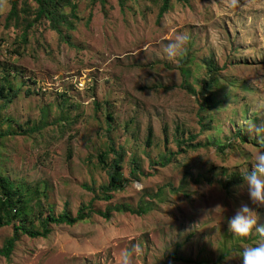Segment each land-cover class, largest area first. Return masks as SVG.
I'll return each instance as SVG.
<instances>
[{
    "label": "rangeland",
    "instance_id": "rangeland-1",
    "mask_svg": "<svg viewBox=\"0 0 264 264\" xmlns=\"http://www.w3.org/2000/svg\"><path fill=\"white\" fill-rule=\"evenodd\" d=\"M74 2L77 17L65 9L72 28L62 25L60 35L44 20L27 42L23 21L34 17L36 2L18 1V22L7 20L10 0L0 7V88L16 94L7 108L0 101V133L16 134L0 140V178L23 191L33 229L48 208L57 215L67 204L74 216L92 200L83 186L107 183L96 156L108 137L123 147L127 181L110 200L91 202L85 221L51 225L46 237L20 236L0 264H120L122 250L134 245L142 251L132 264H241L238 254L258 237L255 229L233 235L228 221L247 203L264 225V208L234 187L242 181L227 182L250 171L253 154L264 151V132L249 130L264 129V0L233 8L225 0H172L161 18L160 0ZM178 34L190 39L169 59L164 49ZM204 59L218 69L209 110L201 109L199 94ZM181 135L205 146L180 150ZM139 201L151 206L98 215L107 205ZM12 233V226L0 228V249Z\"/></svg>",
    "mask_w": 264,
    "mask_h": 264
},
{
    "label": "trees",
    "instance_id": "trees-1",
    "mask_svg": "<svg viewBox=\"0 0 264 264\" xmlns=\"http://www.w3.org/2000/svg\"><path fill=\"white\" fill-rule=\"evenodd\" d=\"M19 0H10L11 9L7 16V20H13V22H18V10L17 3ZM37 4V9L34 11V17L29 20V18H25V28L23 32V39L27 42L28 32L31 30L37 23L41 21H48L51 29L57 31L60 35H63L62 29L60 28L62 25L72 28L73 23L69 20V15L66 13L65 9L67 7L70 8V16L77 17L75 12L77 10V3L74 0H34ZM123 5L125 0H119ZM161 7L159 10V18L163 17L169 10L170 3L172 0H160ZM182 1V0H178ZM213 60L204 59V64L206 66L207 79L201 81L199 94L201 96V109L209 110L212 107V89L215 85V73L218 71L217 67H215ZM187 88V87H186ZM12 89L5 87L0 88V101H6L3 108H7L13 98L15 97V93H12ZM107 121L109 124L113 121V117L108 114ZM111 126H109L108 133H110ZM16 134L6 132L0 133V140L14 136ZM183 135L178 136L175 140L176 146L181 150L182 147L186 148H195L197 146L202 147L205 145L197 144L191 145L194 137L188 136L187 140L182 138ZM108 145L107 149L101 152L96 156L97 163L101 168H103L107 175V183L98 187L97 189L94 187L83 186V189L92 195V200L90 203L81 204L79 209L76 211V214L72 216L68 211V205L64 204L62 211L54 215L51 208H48V214L43 216V214L37 216L38 227L37 229H33L31 226L26 224L25 220V208H26V200L23 191L20 188L11 182L8 178L3 177L0 178V228L6 226H12L13 233L10 238H8L3 246L0 249V257H4L8 259L13 251L15 243L19 240L20 236H27L29 238H39L46 237L50 233L51 225H69L72 226L78 222L85 221L88 219L92 213L91 202L94 200H110L111 193H114L118 190H121L125 183L126 179L123 178L122 175V162L125 156V152L123 147H115L114 142L111 138H107ZM152 140V132L151 129H148L146 136V146H151ZM190 143V144H189ZM183 152H186V149H183ZM172 153H168L166 156H161L160 164L161 166H165L170 162V156ZM111 156V157H110ZM130 170L129 174L135 176L139 171V167L137 161L135 159H131L130 161ZM231 179L227 182V187L231 185L238 184L242 181L239 175L230 174ZM238 180V181H237ZM147 205V206H146ZM151 204L149 202L143 203L139 201L136 206L131 205L130 203H118L115 205H107L103 212L98 213L99 216L107 219L111 216L113 211H122V212H130L134 214L144 213L147 207H150ZM21 216L23 218H21ZM18 220L17 224H14V221ZM185 262H192L189 258H179ZM201 261H196V263H200Z\"/></svg>",
    "mask_w": 264,
    "mask_h": 264
},
{
    "label": "clouds",
    "instance_id": "clouds-1",
    "mask_svg": "<svg viewBox=\"0 0 264 264\" xmlns=\"http://www.w3.org/2000/svg\"><path fill=\"white\" fill-rule=\"evenodd\" d=\"M6 3V0H0V7ZM239 0H225L226 7H236ZM190 37L187 34H178L168 42L164 51L169 59H175L184 49ZM249 130H255L257 134L264 132V129H255L252 125ZM251 170L241 172L242 183L234 186L238 190H247L251 204L256 208H264V151H258L253 154L251 161ZM220 206V205H219ZM223 207V206H221ZM258 219L255 210L247 203H241L236 209L234 216L228 221L229 231L238 237H248L253 229L258 237L254 246L245 247L238 254L241 264H264V225H258ZM138 245L131 249L122 250L120 254V264H132L134 255L141 253ZM235 256H225V259H231Z\"/></svg>",
    "mask_w": 264,
    "mask_h": 264
}]
</instances>
